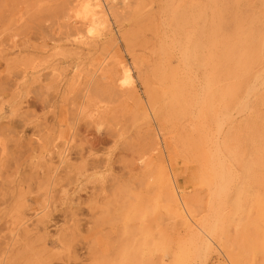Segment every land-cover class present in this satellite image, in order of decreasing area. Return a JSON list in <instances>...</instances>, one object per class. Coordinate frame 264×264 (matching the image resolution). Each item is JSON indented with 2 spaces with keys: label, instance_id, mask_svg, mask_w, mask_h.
I'll return each instance as SVG.
<instances>
[{
  "label": "rangeland",
  "instance_id": "374dc122",
  "mask_svg": "<svg viewBox=\"0 0 264 264\" xmlns=\"http://www.w3.org/2000/svg\"><path fill=\"white\" fill-rule=\"evenodd\" d=\"M88 1L0 0V264H264V0Z\"/></svg>",
  "mask_w": 264,
  "mask_h": 264
},
{
  "label": "bare ground",
  "instance_id": "6f19581e",
  "mask_svg": "<svg viewBox=\"0 0 264 264\" xmlns=\"http://www.w3.org/2000/svg\"><path fill=\"white\" fill-rule=\"evenodd\" d=\"M211 1H212V0H211ZM86 2H87V1H86ZM121 3H122V2H121ZM85 4H87V3H85ZM86 6H87V5H86ZM89 8H93L94 12H93V11L91 12L90 10H88ZM85 9H86V10H85V14H84V13H83V14L86 15V16L84 17V19H86L87 22H85L83 25H91L92 22L94 23L93 20L95 19V17H94V16L96 15L95 13H97V14H98V13H101V14H102V12H103L102 9H101L100 1H99V0H89V1H88V6H87V8H85ZM83 11H84V10H83ZM86 11H87V12H86ZM105 11H106V10H105ZM107 12H108V11H107ZM107 12H106V14H107ZM89 13H90V14H89ZM79 14H81L80 16L83 17L82 12L79 13ZM89 15H91V17L88 18ZM96 16H97V15H96ZM187 17H188V16H187ZM77 18H78V17L76 16V19H77ZM100 19H101V18H100ZM96 20H97V19H96ZM102 20H103V19H102ZM186 20H187V18H186ZM77 21L79 22V20H77ZM92 27H93V26H92ZM92 27L89 26V29L91 28L89 36H92V35L94 34V29H93ZM243 27H244V24H243ZM78 31H79V30H78ZM243 32H244V31H243ZM211 33H212V32H211ZM235 33H236V32H235ZM240 33H241V32H240ZM197 34H198V32H197ZM208 35H209V34H208ZM213 35H214V33H213ZM190 36H192V35H190ZM210 36H212V35H210ZM216 36H217V35H216ZM238 36H239V35H238ZM244 36H246V39H247V38H248L247 36H249V34H248V35H247V34H246V35L244 34ZM96 37H97V35H96ZM96 37H95V38H96ZM185 37L187 38V35H186ZM195 37H196V36H195ZM195 37H194V35H193V38H195ZM213 37H214V36H213ZM241 37H242V34H241ZM251 37H253L252 34H251ZM80 38H81V37H80ZM95 38H94L93 40H95ZM186 38H185V39H186ZM196 38H197V37H196ZM209 38H211V37H209ZM242 38H245V37H242ZM259 38H260V37H259ZM261 38H263V37H261ZM261 38H260V39H261ZM81 39H83V38H81ZM81 39H80V40H81ZM90 39H91V38H90ZM90 39H89V40H90ZM246 39H245V40H246ZM86 40H87V39H86ZM193 40H194V39H193ZM208 40H209V39H208ZM238 40H242V39H241V38L239 39V37H238V38H237V41H238ZM256 40H257V38H256ZM82 41H83V40H82ZM84 41H85V40H84ZM191 41H192V40H191ZM197 41H198V39H197ZM212 41H214V40L212 39ZM231 41H232V40H231ZM235 41H236V40H235ZM237 41H236V42H237ZM242 41H244V40H242ZM261 41H262V40H261ZM75 42L77 43V40H76ZM80 42H81V41H80ZM92 42H93V41H92ZM207 42H209V41H207ZM245 42H246V41H245ZM81 43H82V42H81ZM87 43H88V42H87ZM90 43H91V42H90ZM180 43H181V42H180ZM189 43H190V42H189ZM78 44H79V43H78ZM84 44H85V43H84ZM181 44H182V43H181ZM184 44H185V43H184ZM194 44H195V43H194ZM218 44H219V43H218ZM232 44H233V43H232ZM238 44H239V42H238ZM238 44H236L237 47H238V46L240 47L241 44H239V45H238ZM242 44H243V42H242ZM256 44H258V42H257ZM256 44H255V45H256ZM259 44H260V43H259ZM81 45H82V44H81ZM85 45H86V44H85ZM176 45H177V44H176ZM185 45H188V43L185 44ZM189 45H190V44H189ZM191 45H192V44H191ZM208 45H209V44H208ZM225 45H226V44H225ZM244 45H245V44H244ZM248 45H249V44H248ZM252 45H253V44H252ZM252 45L250 46L251 49H253V50L250 49L251 51L255 52V51H254L255 49L258 50V48H255V47L252 48ZM86 46H87V45H86ZM198 46H199V45H198ZM246 46H247V44H246ZM258 46H259V45H258ZM258 46H256V47H258ZM222 47H224V46L222 45ZM229 47H230V46H229ZM229 47H226V48H229ZM241 47L243 48L242 45H241ZM248 47H249V46H248ZM211 48H212V47H211ZM224 48H225V47H224ZM233 48H234V53H235V48H236V47H233ZM259 48H260V46H259ZM187 49H188V48H187ZM191 49H192V48H191ZM209 49H210V48H208L207 51H209ZM244 49H245V48H244ZM244 49H242V50H244ZM248 49H249V48H248ZM213 50H214V49H213ZM213 50H212V51H213ZM229 50H230V48H229ZM229 50H228V51H229ZM239 50H240V48H239L237 51H239ZM228 51H227V52H228ZM259 51H260V50H259ZM197 52H198V51H197ZM209 52H210V51H209ZM231 52H233L232 49H231ZM241 52L243 53V51H241ZM241 52H239V53L241 54ZM245 52L247 53L248 51L245 50ZM245 52H244V53H245ZM249 52H250V51H249ZM257 52H258V51H256V53H257ZM187 53H190V52H187ZM210 53H211V52H210ZM210 53H209V54H210ZM215 53H216V52H215ZM224 53H225V49H224ZM228 53H229V52H228ZM239 53H237V55H239ZM246 53H245V55L247 56ZM250 53H251V52H250ZM256 53H253V55H255ZM258 53H259V52H258ZM179 54H180V52H179ZM212 54H213V53H212ZM230 54H231V53H230ZM197 55H198V54H197ZM205 55H206V54H205ZM223 55H224V54H223ZM228 55H229V54H228ZM231 55H233V54H231ZM231 55H230V56H231ZM245 55H244V56H245ZM251 55H252V54H251ZM257 55H258V54H257ZM257 55H256V56H257ZM181 56H182V55H181ZM188 56H189V54H188ZM213 56H214V55H213ZM216 56H217V55L215 54V57H216ZM220 56L222 57V55H220ZM220 56H219V57H220ZM239 56H240V55H239ZM244 56L242 55V58H243ZM246 56H245V57H246ZM210 57H211V56H210ZM215 57H214V58H215ZM224 57H225V56H224ZM231 57L234 58V56H231ZM236 57H237V56H236ZM248 57H250V55H249ZM253 57H255V56H253ZM187 58H188V57H187ZM207 58H208V56H207ZM216 58H218V56H217ZM216 58H215V60H216ZM226 58H227V57H226ZM251 58H252V57H251ZM256 58H257V57H256ZM256 58H255V59H256ZM259 58H260V57H259ZM261 58H263V57H261ZM183 59H184V57H183ZM189 59H190V58H189ZM209 59H210V58H209ZM221 59H222V58H221ZM239 59H240V58H239ZM243 59H244V60H243ZM243 59H242V60H243L244 62H246V61H245V58H243ZM246 59H247V57H246ZM252 59H253V58H252ZM252 59H251V60H252ZM185 60H186V58H185ZM211 60H213V59L211 58ZM211 60H210V61H211ZM224 60H225V58H224ZM224 60L222 59V61H224ZM234 60H235V58H234ZM237 60H238V59H237ZM242 60H241V61H242ZM253 60H254V59H253ZM253 60H252L251 62H253ZM210 61H208L207 63H210ZM216 61H217V60H216ZM219 61H220V60H219ZM225 61H226V60H225ZM225 61H224V62H225ZM227 61H228V60H227ZM238 61H239V60H238ZM243 61H242V62H243ZM247 61L250 62V59L247 60ZM188 62H189V61H188ZM188 62H187V63H188ZM194 62H195V61H194ZM217 62H218V61H217ZM244 62H243V63H244ZM219 63L222 64L221 61H220ZM219 63H217V64H219ZM231 63H232V62H231ZM205 64H206V63H205ZM210 64H211V63H210ZM217 64H216V66H217ZM225 64H227V63H224V65H225ZM237 64H239V62H237ZM241 64H242V63H241ZM248 64H249V63H248ZM222 65H223V64H222ZM222 65H221V66H222ZM224 65H223V67L226 66V65H225V66H224ZM235 65H236V64H235ZM252 65H253V64H252ZM184 66H185V65H184ZM188 66H189V65H188ZM211 66H212V65H211ZM238 66H239V65H238ZM240 66H241V65H240ZM247 66H248V65H247ZM250 66H251V65H250ZM122 67H123L122 70H123L124 73H123V77H122L121 82H120V86H121V87H129V86L132 85L131 72H130V70H129L127 67L124 66V64H123ZM186 67H187V66H186ZM217 67H219V65H218ZM230 67H231V65H230ZM248 67H249V66H248ZM208 68H209V64H208ZM227 68H228V67H227ZM240 68H241V67H240ZM240 68H239V69H240ZM243 68H245V67H243V65H242V68H241V69H243ZM120 69H121V68H120ZM184 69H185V68H184ZM189 69H190V68H189ZM189 69H188V70H189ZM209 69H211V68H209ZM216 69H217V68H216ZM222 69H224V68H221V70H222ZM241 69H240V71H243V70H241ZM190 70H191V69H190ZM190 70H189V72H190ZM219 70H220V67H219L217 73L219 72ZM232 70H233V69H232ZM236 70H237V68H236ZM182 71H183V70H182ZM186 72H187V71H186ZM186 72H185V74H186ZM190 73H191V72H190ZM215 73H216V72H215ZM217 73H216V75H217ZM243 73H244V72H243ZM219 74H220V73H219ZM221 74H222V73H221ZM189 75H190V74H189ZM211 75H212V74H211ZM224 75H225V74L223 73V76H224ZM246 75H247V74H246ZM183 77H185V76H183ZM214 78H215V76H214ZM178 79H179V78H178ZM184 79H185V78H184ZM212 79H213V78H212ZM182 80H183V79H182ZM213 80H214V79H213ZM189 81H190V80H189ZM179 82H180V80H179ZM182 82H183V81H182ZM234 82H235V81H234ZM206 83H207V82H206ZM225 83H226V82H225ZM242 83H243V82H242ZM240 84H241V81H240ZM240 84H239V85H240ZM180 85H181V84H180ZM199 85H200V84H199ZM221 85H222V84H221ZM232 85H233V84H232ZM184 86H185V85H184ZM236 86H237V85H236ZM236 86H235V87H236ZM174 87H175V86H174ZM179 87H180V86H179ZM211 87H212V86H211ZM231 87H232V86H231ZM231 87H230V88H231ZM177 88H178V86H177ZM202 88H203V87H202ZM212 88H213V87H212ZM230 88H229L228 90H230ZM219 89H220V87H219ZM233 89H234V88H233ZM175 90H176V89H175ZM196 90H197V89H196ZM228 90H227V91H228ZM235 90H237V87L235 88ZM238 90H239V89H238ZM177 91H178V90H177ZM179 91H180V90H179ZM231 92H232V91H231ZM234 92H235V91H234ZM196 93H197V92H196ZM211 93H212V92H211ZM228 93H229V92H228ZM208 94H209V92H208ZM225 94H227V93H225ZM206 95H207V93H206ZM206 95H205V96H206ZM232 95H234V94H232ZM176 96H177V95H176ZM211 96H212V95H211ZM230 97H231V96H230ZM174 98H175V97H174ZM233 98H234V97H233ZM244 98H246V97H244ZM195 99H196V98H195ZM204 99H208V97H207V98H204ZM173 100H174V99H173ZM198 100H199V99H198ZM227 100H228V99H227ZM242 100H243V99H242ZM242 100H241V101H242ZM201 101H202V100H201ZM229 101H230V100H229ZM178 102H179V99H178ZM204 102H205V101H204ZM204 102H203V104H204ZM206 102H208V101H206ZM212 102H213V101H212ZM225 102H226V101H225ZM230 102H232V101H230ZM227 103H228V102H227ZM174 104H176V103L174 102ZM179 104H180V103H179ZM198 104H199V103H198ZM200 104H201V102H200ZM207 104H208V103H206L205 105H207ZM229 104H230V103H229ZM212 105H213V104H212ZM212 105H211V106H212ZM182 106H183V104H182ZM189 106H190V105H189ZM202 106H203V105H202ZM228 106H230V105H228ZM180 107H181V106H180ZM186 107H187V106H186ZM205 107H206V106H205ZM207 107H208V106H207ZM178 108H179V107H178ZM187 108H188V107H187ZM198 108H199V107H198ZM203 108H204V107H203ZM241 108H242V107H241ZM176 109H177V108H176ZM207 109H208V108H207ZM207 109H206L205 112H207ZM227 109H228V107H227ZM243 109H244V108H243ZM181 110H182V109H181ZM186 110H187V109H186ZM201 110H203V109H201ZM236 110H237V109H236ZM240 110H241V109H240ZM203 111H204V110H203ZM215 111H216V109H215ZM185 112H186V111H185ZM238 112H239V111H238ZM215 113H216V112H215ZM215 113H214V114H215ZM228 113H229V112H228ZM222 114H223V113H222ZM222 114H221V115H222ZM236 115H237V114H236ZM225 116H227V115H225ZM225 116H224V117H225ZM220 118H221V117H220ZM220 118H219L218 120H221ZM207 119H208V118H207ZM207 119H206V120H207ZM232 120H233V119H232ZM223 121H224V120H223ZM205 122H206V121H205ZM224 122H225V121H224ZM217 123H218V122H216V124H217ZM219 123H221V122H219ZM205 124H206V123H205ZM223 124H224V123H223ZM214 125H215V124H214ZM217 126H219V125H217ZM203 127H204V126H203ZM203 127H202V128H203ZM207 127L209 128L210 126H207ZM203 129H204V128H203ZM203 129H202V130H203ZM213 129H214V128H213ZM205 130H206V129H204V132H205ZM209 130H210V129H209ZM211 130H212V129H211ZM202 132H203V131H202ZM208 132H209V131H208ZM211 133H212V132H211ZM211 133H210V134H211ZM200 134H201V133H200ZM200 134H199V135H200ZM203 134H204V133H203ZM205 134H206V133H205ZM212 134H213V133H212ZM214 135H215V134H214ZM229 135H230V134H229ZM202 136H203V135H202ZM205 136H206V135H205ZM211 136H212V135H211ZM211 136H210V137H211ZM226 136H227V134H226ZM213 137H215V136H213ZM213 137H212V138H213ZM201 138H202V137H201ZM199 139H200V138H199ZM199 139H197V140H199ZM210 139H211V138H210ZM200 140H201V139H200ZM226 141H227V139H226ZM204 142H205V141H204ZM204 142H203V143H204ZM214 144H215V142H214ZM223 144H224V143H223ZM207 145H208V143H207ZM210 146H211V145H210ZM210 146H208V147H210ZM212 146H213V145H212ZM203 147H204V146H203ZM203 147H202V148H203ZM213 147H214V146H213ZM217 147H218V146H217ZM199 148L202 149L201 147H199ZM257 148H258V147H257ZM200 149H199V150H200ZM211 149H212V147H211ZM213 149H214V148H213ZM220 150H221V149H220ZM220 150H219V151H220ZM202 151H203V149H202ZM203 152H204V151H203ZM220 152H221V151H220ZM210 153H211V152H210ZM213 153H214V152H213ZM203 155H204V154H203ZM209 155H210V154H209ZM210 156H211V155H210ZM222 156H223V155H222ZM212 157L215 159L214 155H212L211 158H212ZM202 158H203V157H202ZM209 158H210V157H209ZM206 159H207V158H206ZM210 160H211V159H210ZM225 160H226V158H225ZM202 161H203V160H202ZM202 161H200V162H202ZM204 161L206 162V160H204ZM214 161L216 162V159H215ZM219 161H220V160H219ZM219 161H218V162H219ZM226 161H227V160H226ZM205 162H204V163H205ZM215 162H214L213 164H215ZM256 162H257V161H256ZM211 163H212V162H211ZM240 163H241V162H240ZM240 163H239V164H240ZM228 164H229V163H228ZM218 165H219V163H218ZM203 166H204V164H203ZM215 166H216V165H215ZM230 166H231V164H230ZM209 167H210V166H209ZM212 167H213V166H212ZM221 167H222V166H221ZM203 168H205V167H203ZM217 168H218V167H217ZM231 168H232V167H231ZM251 168H252V167H251ZM201 169H202V167H201ZM219 169H220V168H219ZM203 170L205 171L206 169H203ZM203 170H202V171H203ZM208 170H209V169H208ZM215 170H216V169H215ZM215 170H214V171H215ZM223 170H224V169H223ZM220 171H221V170H220ZM224 172H225V171H224ZM249 172H250V171H249ZM205 173H206V172H205ZM208 173H209V172H208ZM215 173L217 174V172H215ZM235 173H236V171H235ZM220 174H222V173L220 172ZM223 174H224V173H223ZM230 174H231V173H230ZM230 174H229V175H230ZM244 174H245V173H244ZM225 175H226V174H225ZM227 175H228V174H227ZM220 176H221V175H220ZM220 176H219V174H218L216 177H220ZM222 176H223V175H222ZM230 177H232V174H231ZM214 178H215V177H214ZM225 179H227V178L225 177ZM225 179H224V181H226ZM228 179H229V177H228ZM228 179H227V180H228ZM224 181H223V182H224ZM209 182L211 183V181H209ZM217 182H218V181H217ZM226 182H228V181H226ZM231 182H232V180H231ZM221 183H222V182H221ZM232 183H233V182H232ZM236 183H237V182H236ZM234 184H235V183H234ZM217 185H220V183H218ZM224 185H225V184H224ZM211 186H212V185H211ZM221 186H222V185H221ZM223 187H224V186H223ZM223 187H220V186L218 187V189H217V191H219L218 194L222 192V188H223ZM225 187H226V186H225ZM227 187H228V186H227ZM227 187H226V188H227ZM213 188H214V187H213ZM228 189H229V188H228ZM235 190H236V189H235ZM238 190H240V189H238ZM213 191H214V190H213ZM226 191H227V190H226ZM227 192H228V191H227ZM225 193H226V192H225ZM236 193H237V192H236ZM227 195H228V194H227ZM222 196H223V195H222ZM226 197H227V196H226ZM219 198H220V197H219ZM221 199H222V198H221ZM219 200H220V199H219ZM169 202H170V201H169ZM225 205H226V204H225ZM210 206H211V205H210ZM222 206H223V205H222ZM230 206H231V205H230ZM225 207H226V206H225ZM223 208H224V207H223ZM176 209H177V208H176ZM225 209H226V208H225ZM176 213H177V212H176ZM178 213H179V212H178ZM180 214H181V213H180ZM187 218H188V217H187ZM179 219H180V218H179ZM208 219H209V218H208ZM188 220H189V219H188ZM212 220H213V219H212ZM190 222H191V221H190ZM191 223H192V222H191ZM209 223H210V222H209ZM187 225H188V224H187ZM209 226H210V225H209ZM204 227H205V226H204ZM207 227H208V225H207ZM187 229H189V228H187ZM215 231H216V230H215ZM191 232H192V231H191ZM193 235H194V234H193ZM196 235H197V234H196ZM196 238H197V236H196ZM204 244H205V243H204ZM194 246H195V245H194ZM196 247H197V245H196ZM199 247H200V245L198 246V249H200ZM203 247H204V245H203ZM203 247H202V248H203ZM202 248H201V249H202ZM198 251H199V250H198ZM199 255H200V253H199Z\"/></svg>",
  "mask_w": 264,
  "mask_h": 264
}]
</instances>
